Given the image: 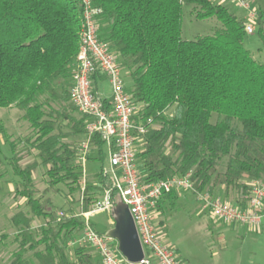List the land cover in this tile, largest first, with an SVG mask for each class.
<instances>
[{
  "label": "trees",
  "instance_id": "16d2710c",
  "mask_svg": "<svg viewBox=\"0 0 264 264\" xmlns=\"http://www.w3.org/2000/svg\"><path fill=\"white\" fill-rule=\"evenodd\" d=\"M93 2L103 10L99 37L127 70L128 91L142 106L138 121L153 120L137 153L143 182L191 173L195 192L232 190L234 204L245 207L251 187L244 180H264V64L245 46V21L214 0ZM184 5L198 8L196 19L215 18L223 28L183 40ZM83 21L77 0H0V110L17 108L32 130L30 137L12 141L0 119V155L3 140L19 179L15 197L27 209L11 219L18 232L9 264H30L31 253L39 264H93L84 248L70 259L66 242L83 230L84 220L75 214L60 218L49 198L36 195L39 168L49 178L46 193L59 191L54 189L60 184L71 193L79 191L84 212L106 190H112L113 203L119 196L105 175V144L98 137L92 143L102 162L96 183L83 187V173L74 163L78 145L70 139L85 137L87 121L70 96ZM257 25L264 39V9ZM95 79L99 85L102 78ZM213 114L219 117L216 123ZM176 200V191L168 193L158 208L165 203L176 209ZM35 218L48 223L34 231Z\"/></svg>",
  "mask_w": 264,
  "mask_h": 264
},
{
  "label": "built area",
  "instance_id": "2783aa9c",
  "mask_svg": "<svg viewBox=\"0 0 264 264\" xmlns=\"http://www.w3.org/2000/svg\"><path fill=\"white\" fill-rule=\"evenodd\" d=\"M232 1L247 12L245 30L249 35L254 34L258 11L249 0ZM77 2L83 8L84 21L80 50L72 68L70 96L78 112L87 118L85 139L78 145L77 165L86 175L88 158L96 150L92 143L98 137L109 153V167H104L105 175L128 206L144 249V260L138 264H182L177 251L165 242L157 229L153 213L166 194L173 191L195 192L191 173L154 183L143 182L137 161V145L153 127V120L138 121L142 106L135 103L126 89L123 68L117 55L99 37L98 19L103 10L95 6L93 0ZM97 75L109 82V98L101 96L99 85L95 82ZM250 187L245 207L227 202L209 189L194 195L202 209L210 210L223 223L260 227L264 217V180H254ZM113 205L112 190H106L102 199L90 210L75 215L84 220L77 242L96 251L103 264H131L119 252L118 244L99 233L92 223L97 214L110 213ZM62 217L63 213L60 214Z\"/></svg>",
  "mask_w": 264,
  "mask_h": 264
},
{
  "label": "rangeland",
  "instance_id": "374dc122",
  "mask_svg": "<svg viewBox=\"0 0 264 264\" xmlns=\"http://www.w3.org/2000/svg\"><path fill=\"white\" fill-rule=\"evenodd\" d=\"M229 2L234 3L232 0ZM263 9L264 1L263 7L260 5V8H256V10L260 12ZM196 10L198 8L192 5L183 6L182 39L185 41L215 35L223 28L222 24L215 18L196 19ZM241 10L244 12L243 9ZM245 46L257 61L264 64V39L259 34L257 23L255 33L247 34ZM123 73L128 90L131 87V81L127 77V70L124 68ZM99 91L104 98H109L111 95L110 84L105 78L99 82ZM173 113L174 108H171L167 115L172 116ZM76 116L79 117V114ZM0 119L5 124L12 141L31 136L30 125L22 120V113L17 108L1 109ZM218 119V115L213 114L212 122L216 123ZM84 139V136L72 137L70 142L79 145ZM142 146L143 141L138 143L137 150L140 151ZM10 156L9 146L2 140V154L0 155V264H9L11 255L17 248L15 237L18 229L14 227L11 219L20 210H27L25 201L15 197V187L19 179L14 176L12 168L8 164L7 158ZM98 157V152L93 150L86 165L87 173L82 175L83 187L86 183H96L97 174L102 168V162L98 161ZM104 159L105 168H108L109 153L106 147ZM74 163L77 164V160ZM226 163L227 159L221 165V171H224ZM138 167L140 170L139 162ZM34 182L36 195L44 200L49 198L61 211L60 214L63 213L66 217H70L72 214L80 215L84 212L81 192L71 193L66 185L60 184L54 189L57 188L59 191L46 193L49 187V178L45 168L41 167L36 171ZM184 193H189L188 204L185 206L173 209L162 203L161 207L153 213L157 229L165 242L177 251L182 264H264V217L260 227L226 224L216 219L210 210L202 209L196 201L194 193L186 191ZM235 201H237V195ZM227 202L231 201L227 200ZM47 223V219L35 218L32 228L36 231L40 226H45ZM92 223L99 233H107L110 227V213L97 214L92 218ZM78 236L66 242L67 252L71 260L75 259L74 253L77 248H84L85 253L89 255H92V251H94L87 245L80 246L77 242ZM114 242L117 243L115 240ZM27 258L30 264H39L33 253L29 254Z\"/></svg>",
  "mask_w": 264,
  "mask_h": 264
},
{
  "label": "water",
  "instance_id": "95a60500",
  "mask_svg": "<svg viewBox=\"0 0 264 264\" xmlns=\"http://www.w3.org/2000/svg\"><path fill=\"white\" fill-rule=\"evenodd\" d=\"M110 214L114 225L105 235L117 242L119 252L129 263H141L145 257L144 249L133 216L120 196Z\"/></svg>",
  "mask_w": 264,
  "mask_h": 264
},
{
  "label": "crops",
  "instance_id": "0c3cea01",
  "mask_svg": "<svg viewBox=\"0 0 264 264\" xmlns=\"http://www.w3.org/2000/svg\"><path fill=\"white\" fill-rule=\"evenodd\" d=\"M250 3L252 4L253 7L259 9L260 5H262L263 7V1L264 0H249ZM216 3L221 4L226 6L231 12H233L238 18L242 19L243 21L246 22V17H247V12L246 11H242L236 4L229 2V0H215ZM241 12H243V14H241ZM259 14V12H258ZM256 26V25H255ZM102 80V79H101ZM254 180H244L245 183H247L249 186L252 184ZM215 195L221 197L223 200H229L231 202H235V197H236V192L234 191H229L227 192L225 189L223 188H218L216 190H214ZM189 193H184V191H176V195H177V200H176V208L180 207V206H185L186 204H188V200H189ZM114 225V221L111 217L110 214V227L109 230L112 229ZM242 226V225H240ZM92 256H93V264H103L102 260L100 258V256L98 255V253L96 251H92Z\"/></svg>",
  "mask_w": 264,
  "mask_h": 264
}]
</instances>
